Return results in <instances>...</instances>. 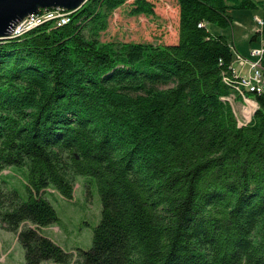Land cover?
<instances>
[{"label": "trees", "instance_id": "16d2710c", "mask_svg": "<svg viewBox=\"0 0 264 264\" xmlns=\"http://www.w3.org/2000/svg\"><path fill=\"white\" fill-rule=\"evenodd\" d=\"M176 1L171 43L100 41L126 0L0 39V175L20 178L0 177V228L22 264H264V69L260 91L241 86L229 41L206 26L261 2ZM239 92L257 101L243 125L225 98ZM78 175L100 218L87 249H65L42 229L58 221L49 196L72 199Z\"/></svg>", "mask_w": 264, "mask_h": 264}, {"label": "rangeland", "instance_id": "374dc122", "mask_svg": "<svg viewBox=\"0 0 264 264\" xmlns=\"http://www.w3.org/2000/svg\"><path fill=\"white\" fill-rule=\"evenodd\" d=\"M153 5L151 13H132L133 0L116 7L105 14V27L99 31L100 41L171 43L177 39L178 5L176 0H147ZM258 9V8H257ZM253 9V10H257ZM252 10H229L234 28L247 29L252 22ZM258 17V16H255ZM259 18V17H258ZM257 25V19L254 18ZM208 28L211 30L210 24ZM214 26V25H213ZM228 37L231 28L223 31ZM251 53V52H250ZM240 98V99H239ZM241 97L235 99V109L244 108ZM9 176V186L20 184V178L5 169L0 177ZM86 175L76 176L73 197L60 198L56 193L49 200L56 210L58 221L42 229V232L65 249L79 247L87 249L91 245L94 226L100 218L99 195L94 182ZM24 195V194H23ZM23 248L17 241L15 232L0 228V264H22ZM49 264V263H45Z\"/></svg>", "mask_w": 264, "mask_h": 264}, {"label": "built area", "instance_id": "2783aa9c", "mask_svg": "<svg viewBox=\"0 0 264 264\" xmlns=\"http://www.w3.org/2000/svg\"><path fill=\"white\" fill-rule=\"evenodd\" d=\"M68 9L63 7H50V10L44 11H36L34 13L27 14L23 19L18 21L12 30L15 31H24V25L30 24L32 21L43 20L44 22H49L54 24V20L59 19L60 17H67ZM257 19V27L261 30L263 25V19L255 17ZM203 25L204 23H199V25ZM264 51V35H262V44L261 47L255 48L251 50V56L253 58H247L245 56H241L237 54V59L239 60L241 65H247L246 72H237L233 68V74H243L246 80L253 82V84H257L260 87L262 86V70L264 67L261 65V56ZM234 97V96H232ZM244 108H238L239 111V120H242V125L248 122L257 108V104L255 103L254 98L247 96V102H242Z\"/></svg>", "mask_w": 264, "mask_h": 264}, {"label": "crops", "instance_id": "0c3cea01", "mask_svg": "<svg viewBox=\"0 0 264 264\" xmlns=\"http://www.w3.org/2000/svg\"><path fill=\"white\" fill-rule=\"evenodd\" d=\"M254 1H259L261 2V6L258 7L257 10L253 9H234V10H252L256 11L257 13L253 14L252 22L248 26L247 29H240V28H234L231 18V22L229 23L228 26L224 28H220L219 26H216L214 24H210L211 30L208 28L209 25L206 24L207 28L209 29L210 32L213 34H222L224 35L227 40L229 41L231 47H232V68H234L238 73L239 72H246L247 70V65H241L239 60L237 59V54L241 56H245L247 58H253L251 56V50L255 48L261 47L262 44V29H258L257 25L254 26L255 21L254 18L255 16H258L259 18L263 19L264 16V0H254ZM233 10V9H229ZM228 10V11H229ZM227 11V13H228ZM214 25V26H213ZM231 28V34L228 37L223 31L226 28Z\"/></svg>", "mask_w": 264, "mask_h": 264}, {"label": "water", "instance_id": "95a60500", "mask_svg": "<svg viewBox=\"0 0 264 264\" xmlns=\"http://www.w3.org/2000/svg\"><path fill=\"white\" fill-rule=\"evenodd\" d=\"M86 0H0V39L8 38L18 21L42 8L75 10Z\"/></svg>", "mask_w": 264, "mask_h": 264}, {"label": "bare ground", "instance_id": "6f19581e", "mask_svg": "<svg viewBox=\"0 0 264 264\" xmlns=\"http://www.w3.org/2000/svg\"><path fill=\"white\" fill-rule=\"evenodd\" d=\"M44 10H50V7L49 8H44V9H40L38 11H44ZM71 11L72 10H68V16L67 17H60L59 19L54 20L53 26H60L62 24L67 23L69 21V19H70ZM42 23H43V20L32 21L30 24H25L24 25V31L12 30L8 37L21 36V34H23L24 32H26L29 29H31V28L39 25V24H42ZM237 75L240 77L239 84L241 86L248 87L250 89H254L255 91H260L262 89V86L260 87L259 85L253 84V82H251L249 80H246V78H245V76L243 74H237ZM262 80H263V70H262ZM239 95L241 96V99H242L243 102H247V96L246 95H244L242 92H239ZM232 96H234V97H232ZM225 98L229 101V103H230V105L232 107V110H233V112H234V114L236 116V119H237L238 123L242 124V120H239V111L237 109H235L236 107L234 105V102H235V99H236L235 94H230V95L226 96ZM256 102L257 101H255V103Z\"/></svg>", "mask_w": 264, "mask_h": 264}]
</instances>
